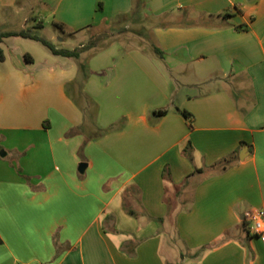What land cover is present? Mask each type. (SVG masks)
I'll return each mask as SVG.
<instances>
[{"label":"crops","instance_id":"0c3cea01","mask_svg":"<svg viewBox=\"0 0 264 264\" xmlns=\"http://www.w3.org/2000/svg\"><path fill=\"white\" fill-rule=\"evenodd\" d=\"M28 3L80 47L149 19L151 51L115 37L84 80L82 55L0 44V264H264V0Z\"/></svg>","mask_w":264,"mask_h":264},{"label":"rangeland","instance_id":"374dc122","mask_svg":"<svg viewBox=\"0 0 264 264\" xmlns=\"http://www.w3.org/2000/svg\"><path fill=\"white\" fill-rule=\"evenodd\" d=\"M22 1H23L22 5H19L18 9H16L15 12H9V14L12 15L13 25L8 27L7 30L21 31V30H24L23 29L24 26H25V30L33 28L32 18L35 17L37 9L34 8V10H31L30 12L27 13V10L29 9L28 0H22ZM27 19L28 21H25ZM151 24L152 23L149 19L143 18L142 21L131 23L130 27L128 28V31L120 35V37H118L119 36L118 33L116 34L110 33V38H107L101 41L98 44L97 49H92L82 54V57L79 62V67H80V64L83 63L85 67L87 65L86 67V70H87L89 60L91 59L93 54L105 48L106 46H108L112 42V39L115 37L118 38V42H120L122 46L124 47H128L129 45L135 44L136 46L142 48V50L146 52H150L151 48L149 46L150 41L149 39H147L148 37H141V38L136 37L134 33L137 31L141 32V30L143 29L149 30L151 27ZM119 25L120 23H116L117 27H119ZM38 33L40 36L51 41L56 47L70 49V50H73L74 48H77V47L79 48L81 45L82 39H83V36L72 38L68 35L67 32L65 34V29L62 30L53 25H48V26L43 27L42 29L38 30ZM85 38L90 40V34H86ZM31 43H34L35 45H37L38 48L46 51V48L41 43L39 42H31ZM80 78L83 79L81 73H80ZM212 88L213 87H210L207 89H212ZM70 92L73 96H76L75 91H70ZM39 94L40 93L37 91L36 96H38ZM36 96H33V97H36ZM7 161L10 162L11 160H7Z\"/></svg>","mask_w":264,"mask_h":264},{"label":"trees","instance_id":"16d2710c","mask_svg":"<svg viewBox=\"0 0 264 264\" xmlns=\"http://www.w3.org/2000/svg\"><path fill=\"white\" fill-rule=\"evenodd\" d=\"M40 29H42L41 26L40 27L36 26L32 29H27V30L24 29L18 32H1L0 33V44L3 42L5 38H9V37H20L24 39H30V40H34L36 42L41 43L44 47L49 49L53 55L62 56L66 58H73V59L78 60L84 52L89 51L93 48H96L101 41L107 38H110V33L108 31H102L98 33L97 35H95L94 37H92L86 45L70 50V49L58 48L51 41L40 36L38 33V30ZM155 50L156 52L161 54V52L158 49H155ZM4 61H5L4 51L2 50L0 46V63ZM80 72L82 74L83 79L85 80L87 78V70H86L85 65L80 64ZM178 112L187 120L191 118L192 116L187 111L178 110ZM159 114H164V113L159 112ZM189 149H190L189 146L186 147L184 150V153L188 154ZM230 164H231L230 160H225L222 163H220L219 167H221L222 170H225Z\"/></svg>","mask_w":264,"mask_h":264},{"label":"built area","instance_id":"2783aa9c","mask_svg":"<svg viewBox=\"0 0 264 264\" xmlns=\"http://www.w3.org/2000/svg\"><path fill=\"white\" fill-rule=\"evenodd\" d=\"M245 221L248 225V232L258 236L264 243V211L261 209H251L245 213Z\"/></svg>","mask_w":264,"mask_h":264},{"label":"water","instance_id":"95a60500","mask_svg":"<svg viewBox=\"0 0 264 264\" xmlns=\"http://www.w3.org/2000/svg\"><path fill=\"white\" fill-rule=\"evenodd\" d=\"M245 150H246V149H243V150L241 151V154H240V158H241V160L244 159V153H245ZM86 167H87V164H86V163H81V164L79 165V167H78V171L82 174V173H84V171L86 170Z\"/></svg>","mask_w":264,"mask_h":264}]
</instances>
